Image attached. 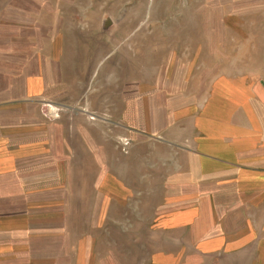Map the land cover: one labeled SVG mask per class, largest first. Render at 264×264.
I'll use <instances>...</instances> for the list:
<instances>
[{"label":"rangeland","instance_id":"374dc122","mask_svg":"<svg viewBox=\"0 0 264 264\" xmlns=\"http://www.w3.org/2000/svg\"><path fill=\"white\" fill-rule=\"evenodd\" d=\"M242 74L264 0H0V264H264L263 209L226 246L185 191L211 82Z\"/></svg>","mask_w":264,"mask_h":264},{"label":"crops","instance_id":"0c3cea01","mask_svg":"<svg viewBox=\"0 0 264 264\" xmlns=\"http://www.w3.org/2000/svg\"><path fill=\"white\" fill-rule=\"evenodd\" d=\"M256 78L218 76L195 120L199 151L192 157V187L185 191L199 208L207 204L217 219L240 227L229 237L224 233L226 246L256 239L255 220L248 214L264 210V80ZM191 207L185 212H195Z\"/></svg>","mask_w":264,"mask_h":264},{"label":"water","instance_id":"95a60500","mask_svg":"<svg viewBox=\"0 0 264 264\" xmlns=\"http://www.w3.org/2000/svg\"><path fill=\"white\" fill-rule=\"evenodd\" d=\"M111 24H112V20H111V18L107 17V18H105L104 21H103V28H104V29H107V28H109V26H110Z\"/></svg>","mask_w":264,"mask_h":264}]
</instances>
